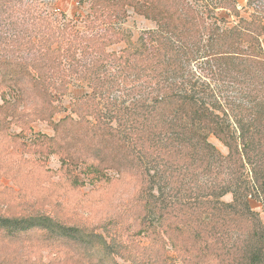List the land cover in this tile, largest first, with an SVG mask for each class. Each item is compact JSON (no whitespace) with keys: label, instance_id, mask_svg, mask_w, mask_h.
Listing matches in <instances>:
<instances>
[{"label":"trees","instance_id":"16d2710c","mask_svg":"<svg viewBox=\"0 0 264 264\" xmlns=\"http://www.w3.org/2000/svg\"><path fill=\"white\" fill-rule=\"evenodd\" d=\"M10 2L0 0V8ZM222 3L235 20L224 29L207 23L188 0H91L98 23L93 28L107 26L92 39L95 50L118 66L119 75L107 82L96 59L87 78L91 92L71 104L78 120H52L59 109L49 89L59 91L52 79L59 77L60 56L59 48L51 47L60 34L41 32L28 48L19 36L9 40L13 46L0 44L7 51L0 56V92L29 85L43 91L44 104L34 102L31 116L53 130L52 137L36 135L35 140L41 156L59 157L61 167L51 174L81 188L74 174L85 167L93 185L116 184L133 192L124 212L90 230L26 206L19 214L0 213V248L34 250L23 259L0 249V264H118L116 259L173 264L167 245L181 264H264V25L260 16L243 19L232 2ZM126 8L156 27L138 48L111 27L127 17ZM118 43L126 46L120 54H105ZM67 46L68 52L78 50L71 42ZM198 59L218 72L209 76L212 81L237 87L245 105L226 98L223 105L196 92L183 69ZM130 81L136 85L128 91L131 102L109 100L110 88ZM1 98L0 115L12 110L17 121L22 112ZM210 137L227 149L226 156L208 142ZM250 199L261 204L263 217ZM40 250L48 252L46 262Z\"/></svg>","mask_w":264,"mask_h":264},{"label":"rangeland","instance_id":"374dc122","mask_svg":"<svg viewBox=\"0 0 264 264\" xmlns=\"http://www.w3.org/2000/svg\"><path fill=\"white\" fill-rule=\"evenodd\" d=\"M229 1L234 4L241 18L260 16L264 25V2ZM188 2L207 23L217 24L223 29L235 24L231 9L223 6L222 0H188ZM91 6V0H11L9 4L0 8V44L2 45L13 46L14 42L9 43V40L19 36L28 48L37 44V36L41 32H49L51 35L60 34L59 41L51 47V50L59 48L60 56L59 77L52 79L59 87V91L49 89L52 105L59 109L52 118L53 122H58L67 116L78 120L77 116L71 113V104L91 92L87 78L92 76L90 69L93 63L97 62L96 59L99 60V65H103L99 76H103L107 82L112 81V76L119 75L118 66L109 59L100 58L95 50L92 39L98 34H103L107 26L104 25L101 30L93 28L98 23L94 22ZM126 11L127 17L111 27L128 35L134 46L138 48L145 34L154 32L156 27L153 22L141 17L131 8H126ZM104 35L107 39L110 37L109 33ZM70 42L76 46L77 51L68 52L67 44ZM81 46H88L90 49H86L83 53L80 50ZM1 48L0 46V56L7 52ZM125 48L124 43L112 44L105 48V54L118 55ZM262 49L264 51V39H262ZM205 62V59L194 60L183 69V76L194 90L202 95L205 94L206 97L211 96L215 100H220L223 105L226 102L223 98L233 101L235 105H245V101H242V93L237 87L212 81L209 76H218V72L214 74L215 69ZM35 75L36 73L32 72V78L37 80L38 77ZM132 86L136 85L130 81L127 85L110 88L109 100L127 105L131 102L132 95L128 91H131ZM41 92L43 91L36 93L31 85L27 88L22 87L21 90L7 88L6 91L0 92V106L4 101L1 97L4 96L5 101L10 102L17 112H22L18 115L17 121L12 115V110L4 113L7 114L6 117L0 115V123H4L0 127V213L19 214L26 206L28 208L26 211L39 212L68 225H82L88 230L97 228L114 215L124 212L126 204L132 200L133 192L127 188L122 189L116 184L102 187L99 183L93 185L91 175L86 173L85 167H81L74 174L84 185L81 188H72L63 178L61 180L60 177L51 174L61 167L59 157L51 154L41 156L38 153L41 149L36 146L35 140H37L36 135L52 137L53 130L46 122L37 121L31 116L34 110H31V105L34 102H37L39 107L44 104ZM145 95L142 93V96ZM23 103L26 104L25 109H22ZM229 119L233 120L232 117ZM87 120L92 121L89 117ZM19 122L24 125L21 126ZM208 142L221 155H227V149L214 137H210ZM245 174L250 175L248 168ZM110 175L114 177L111 172ZM231 199V194H228L223 201L228 203ZM250 206L263 217L260 203L250 199ZM140 242L146 243L144 239ZM0 249L6 254L22 256L23 259L34 256L32 254L34 250L26 251L20 246ZM165 251L170 262L181 264L176 260V255L172 253L169 245L165 246ZM39 253H42L43 261L46 262L48 252ZM32 259L34 260V257ZM115 261L118 264H128L119 259Z\"/></svg>","mask_w":264,"mask_h":264}]
</instances>
